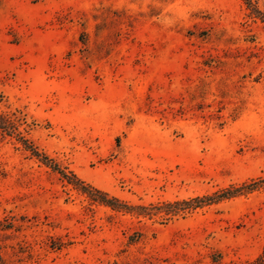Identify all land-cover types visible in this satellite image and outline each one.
Masks as SVG:
<instances>
[{"label": "rangeland", "instance_id": "1", "mask_svg": "<svg viewBox=\"0 0 264 264\" xmlns=\"http://www.w3.org/2000/svg\"><path fill=\"white\" fill-rule=\"evenodd\" d=\"M0 115V264H253L261 252L264 186L240 187L264 176V23L244 0H0ZM11 124L141 208L92 200Z\"/></svg>", "mask_w": 264, "mask_h": 264}, {"label": "trees", "instance_id": "2", "mask_svg": "<svg viewBox=\"0 0 264 264\" xmlns=\"http://www.w3.org/2000/svg\"><path fill=\"white\" fill-rule=\"evenodd\" d=\"M247 8L250 10L254 16L260 18V20L264 23V13L259 11L255 5L251 2V0H244ZM4 118L2 115H0V128H5L6 125L3 122ZM5 130V129H4ZM9 131L12 135L16 137V140L20 143L21 149L28 153L30 157L35 158L38 162L43 164L44 166L50 168L53 172L57 173L60 177V179L64 180L66 183L71 184L73 187L81 191L82 193L86 194L89 198L92 200L103 204L105 206L110 207L113 210L117 211H124V212H132L137 209H140L141 206L139 205H129L121 200H119L116 197L110 196L108 193L97 189L84 181H82L75 173L72 171L66 170L65 168H61L58 163H56L52 158H50L47 154L40 151L28 138H26L24 135L21 134L18 129L11 124ZM264 186V176H260L255 180L250 181L249 183H245L240 188L244 191H251L253 189H256L258 187ZM237 189H224L220 191L218 194L219 197H228L234 194ZM238 191V190H237ZM207 196L202 197H194L189 200H181V201H174L172 203H167L169 205L172 204H180L184 203L186 207H183L179 210H186L191 209L195 205L194 203L196 201H201L203 198H206ZM141 214V213H136ZM113 264H122L118 263L116 261L113 262ZM253 264H264V246L262 247L261 252L258 254V256L253 260Z\"/></svg>", "mask_w": 264, "mask_h": 264}]
</instances>
